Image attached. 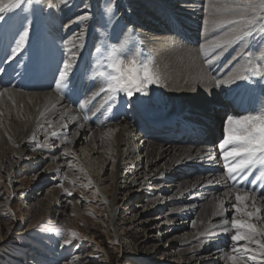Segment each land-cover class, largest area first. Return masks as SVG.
Returning a JSON list of instances; mask_svg holds the SVG:
<instances>
[{
  "label": "bare ground",
  "instance_id": "6f19581e",
  "mask_svg": "<svg viewBox=\"0 0 264 264\" xmlns=\"http://www.w3.org/2000/svg\"><path fill=\"white\" fill-rule=\"evenodd\" d=\"M49 1L44 0L45 4L47 3L57 10H63L62 7H65L66 15L74 12V8L70 5H64L56 0ZM129 1H134L133 5H139L141 8H143V4H146L150 10H155L158 13V18L152 20L146 16L147 14L137 12L138 10L132 9V6H128L127 3L125 4V7L136 16L130 19L129 24L133 23L139 28L145 27L152 34L146 38L137 36L138 40L133 39L134 45L131 43L133 42L131 38L128 39L124 34L120 35L121 29L125 30L127 25L117 22L115 30L106 32L104 38L106 42L125 41L124 52L126 55H139L141 59L153 62V68L160 76V84L153 85L150 90L153 91L156 98L155 108L158 110L160 107L162 110L160 116L152 115L156 110L153 108L152 113L143 115L142 122L130 124L129 109L131 106H127L124 111L122 105L125 97L113 101L108 98L106 93L100 91L102 83L92 67L94 64H98L99 55L97 52L94 54L90 52L93 39L89 37L87 44H90L91 41L90 48L86 47V50L84 49L74 58L71 76L72 89L65 88L63 92H57L55 85L57 75L54 72L61 67V65H57V60L61 59L59 55L62 57L63 54L60 51L63 48L60 46V41L66 32L78 28L85 19H77L68 26L69 29L63 28V34L60 32V28L56 34L53 32L48 36V33L40 30L42 24L37 25L29 32L22 51L15 58L8 59L4 67L0 69V92H4L5 88L8 89L7 93L0 96V109L10 103L18 109L22 108L21 116L25 121L17 123L11 128V131L15 132L14 141L16 139L15 143L20 147V156H23L25 151L21 147L33 142L30 136L34 135L35 131H38L39 125L42 124L48 125L45 129L46 134L43 135L46 138V144L56 143V140L59 141L61 136L71 134L62 140L65 143L70 141L71 149L60 147L58 158L61 162L71 158L70 151L74 147L73 145L87 142L91 143V147L87 148L89 149L88 155L96 154L98 149L106 146L111 155L109 159H114L115 164L119 163L117 165L120 166L126 151L135 155L138 148L134 146L133 142L139 133L144 136L143 138L153 139V142L143 140V145L147 147V158L151 156L166 158L161 170L157 173V179L175 178L180 183L179 198L184 201L186 199L187 203L191 200L195 201L197 198L205 199L202 206L190 202V205H184L178 211L176 210V215L185 219H187L185 215L192 212L197 215L198 222L194 226V234L187 242L189 245L201 243L203 246L208 243V250H222L221 244H227V241L231 244V240L230 236L221 232L217 226L224 216H231L232 210L230 205L225 203L224 216L216 214L217 203L221 200L228 201V197L223 195L225 191L223 161L219 159L218 145L215 146L214 143L220 132L218 125L231 115L227 104H231L233 108L231 115L233 117L247 115L248 112L255 114L256 111H259L264 106V79L258 77H251L247 80L238 79L240 75H247V72L245 74L244 71L249 65L245 64L244 66L245 61L238 57L240 50H234L236 46L230 50L227 49L228 52H224L226 47L217 48L215 51L210 50L208 42L223 36V31L212 29L211 15H209V25L205 26L204 24L205 7H208L209 13L213 11L210 0ZM71 2L74 7L77 6V0H70ZM216 2L219 3L220 0H216ZM96 8V6L92 7L91 18L98 13L99 9ZM148 13L151 16L150 12ZM53 17L55 16L53 15ZM53 17L52 15L50 17L49 14L48 25L54 21ZM140 17L149 21L148 24L140 23ZM28 18L23 19L22 22L15 18L9 23L0 25V62L4 63L5 47L15 46V39L18 38L16 34L20 30L21 24L29 21ZM262 23L264 22H260L257 26L259 27ZM118 29H120V33H118ZM109 33L112 35L109 36ZM134 35L136 36V33ZM143 45L145 47L148 45V50L140 48ZM201 45L205 46V51L208 52L207 57L201 53ZM77 46L78 43L72 45L70 40L66 47L72 48L75 53H78ZM56 54L58 55L56 56ZM106 54L107 52H105V56ZM63 58L66 59L64 55ZM206 59L211 62L206 63ZM49 63H54L52 69H48ZM103 63H106L104 57ZM86 64H88L86 70L83 71ZM100 70L106 71L103 67ZM17 72L18 76L22 75L19 83L15 82L18 81L17 77L12 80L8 79L10 74ZM50 79L52 81H49ZM217 81L221 82L219 87ZM161 91H165L162 93L163 96L160 94ZM75 102L79 106L74 108ZM159 102L161 106H158ZM81 104L84 105L83 108ZM134 106L141 111L144 110L141 105L138 106L134 103ZM138 113L140 114V112ZM120 121L123 122V125L118 126ZM115 123L117 126L113 125ZM140 123H144V125L139 126ZM93 128L94 130H91ZM223 135L224 132H221L222 138ZM4 137L8 141L13 138L9 134ZM211 142L213 145H210ZM122 147H127V149L124 150ZM66 150L67 154H65ZM128 158L130 157L128 156ZM20 161L22 162V160ZM156 172H153V177L156 176ZM187 174L195 176V178H190ZM205 207L208 208L207 212L204 211ZM173 220H181V218L175 216ZM201 249L200 246V249H195L194 252L199 254ZM189 252L190 249H187L184 253ZM218 258L222 264L225 255ZM223 264H227L226 260Z\"/></svg>",
  "mask_w": 264,
  "mask_h": 264
},
{
  "label": "rangeland",
  "instance_id": "374dc122",
  "mask_svg": "<svg viewBox=\"0 0 264 264\" xmlns=\"http://www.w3.org/2000/svg\"><path fill=\"white\" fill-rule=\"evenodd\" d=\"M56 1L61 3V0ZM133 2L77 0V6L74 7L73 2L65 0L64 5L74 8L72 14L66 15L65 7H62L63 10H57L45 4L44 0H34L33 4H25L22 9H17L15 14H10L7 22L0 21V25L15 18L22 22L25 17H29V21L22 23L29 32L42 24L40 30L50 36V33L56 34L60 28L62 33L63 28H68L78 17L87 16L78 28L63 35L60 41L63 48L60 51L66 57L65 49L71 40L72 45L78 43V56L86 47L90 48L91 41L87 44V40L91 38L93 41L90 52L96 53L99 46L101 49L96 65L101 71L100 64L105 56V46L117 43V40L106 42L104 34L110 30L114 31L117 22L127 25L125 30L121 29L120 35L124 34L128 39L138 40L137 36L146 38L152 34L145 27L139 28L133 23L129 24L130 19L136 16L125 4L132 6L137 12L147 14L152 20L158 18V13L150 10L146 4L141 8L139 5L134 6ZM94 6L99 10L95 17L91 18ZM49 14L50 17L54 15L55 19L48 25ZM140 19V23L144 25L149 22L145 18ZM118 30L120 33V29ZM111 35L112 33H109V36ZM245 41L224 49V52H228L227 49L236 46L234 50H240L238 57L245 61L244 66L248 64L247 52L256 48L264 52V37L259 34L256 40ZM131 43L134 44V40ZM140 48L148 50L149 46L143 45ZM244 73L246 74V71ZM100 81L103 83L101 78ZM162 93L165 91H161V96ZM141 99L145 101L141 105L144 110H139L133 104L129 109L130 124L142 122L141 116L145 113L149 115L155 108L156 98L152 90L149 97ZM158 106H161L160 102ZM21 109L11 103L0 109V264H221L218 257L224 255L229 241L227 244H221L222 250L219 251L208 250V243L203 246L201 243L189 245L187 242L194 234V226L198 222L197 215L192 212L185 215V219L177 216L176 210L190 205V202L202 206L205 199L197 198L187 203L186 199L184 201L179 198L180 183L175 178L157 179V173L166 158H147V147L143 145V140L153 142V139L143 138L139 133L133 142L138 148L135 155L126 151L120 166L117 165L119 163L115 164L114 159H109L111 155L106 146L98 149L96 154L88 155L87 148L91 147V143L87 142L73 145L72 150H69L71 158L61 162L58 158L60 147L71 149V143L62 140L71 134L61 136L56 143L46 144L44 136L48 125L42 124L39 125L38 131L30 136L33 142L21 147L25 151L24 155L20 156V147L15 143L16 139L14 141L15 132L11 131V128L25 121L21 116ZM156 110L152 115L160 116L161 108ZM14 119L16 121H13ZM122 123L120 121L118 126ZM113 125L117 126V123ZM142 125L144 123L139 124ZM223 125L224 123H221V128ZM8 134L14 136L9 141L4 137ZM122 149L126 150L127 147ZM153 172H156L155 177ZM151 178L153 179L150 180ZM207 210L205 207L204 211ZM175 216L181 220H173ZM58 229L63 231V236L57 233ZM70 232L77 233V237L72 243L64 244ZM197 245L199 246L196 247ZM200 246L202 249L197 254L194 250H199ZM187 249H190V252L185 254ZM223 262L225 260L222 264Z\"/></svg>",
  "mask_w": 264,
  "mask_h": 264
},
{
  "label": "snow or ice",
  "instance_id": "6c2138e0",
  "mask_svg": "<svg viewBox=\"0 0 264 264\" xmlns=\"http://www.w3.org/2000/svg\"><path fill=\"white\" fill-rule=\"evenodd\" d=\"M33 2L34 0H0V21H6L17 9ZM64 2L65 0H61V3ZM210 3L213 11L209 13L208 7H205L204 24L209 25L211 15L212 29L223 30L222 37L208 42L211 51L255 39L257 34L264 37V24L257 28V24L264 20V0H220L219 3L210 0ZM86 18L87 16H81L77 19ZM16 35L18 38L15 39V46L6 59L15 58L22 51L29 30L21 24ZM125 45V41H119L105 46L107 55L104 60L107 62L100 64V67L106 71H99L95 64L92 67L103 81L100 91L106 93L110 100L126 97L124 103L128 106H133L134 103L143 105L145 101L141 98L150 96L151 87L160 84V76L151 60L141 59L139 55H126ZM96 52L100 53L101 49L97 48ZM201 53L205 57L208 55L204 45H201ZM65 55L67 58L63 61L62 68L57 70L58 76L55 79L57 92H63L65 88L71 90L73 87L71 76L76 53L72 48H66ZM246 59L249 65L245 69L247 75H240L238 79H264V52H260L259 48L252 49L247 52ZM210 62L206 59V63ZM220 84L217 81L218 87ZM7 92L8 89L5 88L0 96ZM83 106L81 104L82 108ZM218 149L219 159L223 161L224 167L223 195L228 197V201L221 200L217 203L216 214L224 216L225 203L232 210L231 216H224L217 226L231 240V244L224 250L225 260L227 264H264V191L257 195L258 182L264 183V106L255 114L249 112L239 117L229 116ZM254 172L257 173L255 178L249 181ZM68 194L71 195V192ZM57 233L64 235L59 229ZM76 237L77 233H68L64 244L72 243Z\"/></svg>",
  "mask_w": 264,
  "mask_h": 264
}]
</instances>
